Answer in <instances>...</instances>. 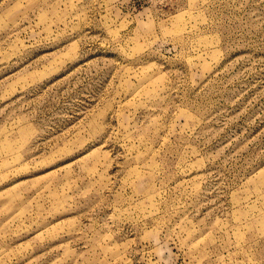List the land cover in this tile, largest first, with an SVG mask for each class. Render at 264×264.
I'll return each mask as SVG.
<instances>
[{
  "label": "rangeland",
  "instance_id": "1",
  "mask_svg": "<svg viewBox=\"0 0 264 264\" xmlns=\"http://www.w3.org/2000/svg\"><path fill=\"white\" fill-rule=\"evenodd\" d=\"M0 264H264V0H0Z\"/></svg>",
  "mask_w": 264,
  "mask_h": 264
}]
</instances>
